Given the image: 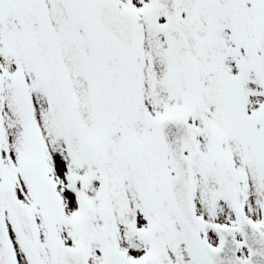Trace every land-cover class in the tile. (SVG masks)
I'll return each mask as SVG.
<instances>
[{
    "label": "snow or ice",
    "instance_id": "1",
    "mask_svg": "<svg viewBox=\"0 0 264 264\" xmlns=\"http://www.w3.org/2000/svg\"><path fill=\"white\" fill-rule=\"evenodd\" d=\"M0 264H264V0H0Z\"/></svg>",
    "mask_w": 264,
    "mask_h": 264
}]
</instances>
